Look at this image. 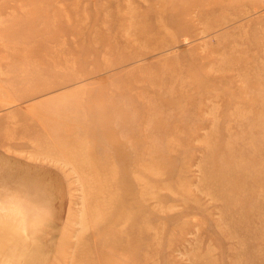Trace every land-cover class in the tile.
<instances>
[{"label": "rangeland", "instance_id": "374dc122", "mask_svg": "<svg viewBox=\"0 0 264 264\" xmlns=\"http://www.w3.org/2000/svg\"><path fill=\"white\" fill-rule=\"evenodd\" d=\"M186 3L0 0V264H264V0Z\"/></svg>", "mask_w": 264, "mask_h": 264}, {"label": "bare ground", "instance_id": "6f19581e", "mask_svg": "<svg viewBox=\"0 0 264 264\" xmlns=\"http://www.w3.org/2000/svg\"><path fill=\"white\" fill-rule=\"evenodd\" d=\"M210 1H212V3L215 1V0H210ZM202 2V0H187V3L184 5V7H182L181 9H178L177 11L178 12H180V13H186L189 9H191V7H194V5L195 6H198L199 5V3H201ZM133 3H134V1H133ZM155 8V7H154ZM161 8V7H160ZM134 15V14H133ZM198 16L199 17H201V14L199 13L198 14ZM215 16V15H214ZM213 16V17H214ZM131 17V16H130ZM136 19V18H135ZM144 20V19H143ZM155 20H157V19H155ZM129 21V20H128ZM143 22V21H142ZM164 22V21H163ZM132 25V24H131ZM130 25V26H131ZM138 25V24H137ZM139 27V26H138ZM166 27V26H165ZM136 29V28H135ZM162 29V28H161ZM141 32V31H140ZM153 33V32H152ZM157 33V32H156ZM139 34V33H138ZM155 34V33H154ZM152 35V34H151ZM146 36H148V35H146ZM150 36V35H149ZM158 36H161V35H158ZM132 38V37H131ZM130 38V39H131ZM137 38V37H136ZM142 41V40H141ZM133 43V42H132ZM109 212H111V211H109ZM113 218H114V220H117L118 221V219L121 217V213H120V210H119V207L117 206V208H116V211L114 212V214H110Z\"/></svg>", "mask_w": 264, "mask_h": 264}]
</instances>
